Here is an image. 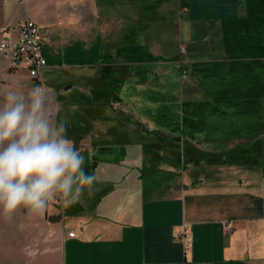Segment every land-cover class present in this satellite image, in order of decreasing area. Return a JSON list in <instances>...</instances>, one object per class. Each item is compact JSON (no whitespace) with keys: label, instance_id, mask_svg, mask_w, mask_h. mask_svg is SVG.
<instances>
[{"label":"crops","instance_id":"0c3cea01","mask_svg":"<svg viewBox=\"0 0 264 264\" xmlns=\"http://www.w3.org/2000/svg\"><path fill=\"white\" fill-rule=\"evenodd\" d=\"M187 2L190 41L199 22L209 30L213 22H250V16L262 15L248 0ZM172 4L0 0L6 36L15 39L26 18L39 26L43 83L53 96L84 89L76 82V68L102 65L103 73L116 68L115 76H103L105 102L94 100L91 76L83 77L93 91L77 96L96 105L83 110V133L67 124V137L82 151L85 171L96 182L92 194L85 189L78 202L64 207L53 201L47 208L49 228L61 242L60 264H264V98L254 91L263 82L250 77L227 85L207 81L203 87L205 63H198L206 60L187 49L188 75L199 92L212 96L193 100L188 82V99L175 105L165 85L173 75L174 82L182 81L177 61L156 65L161 56L153 48L160 49L161 34L147 35L144 27L138 37L134 23L141 9L168 12ZM144 47L137 62L133 54ZM192 54L199 56L190 59ZM69 69L78 76L65 81ZM44 71L57 74L46 84ZM27 79L26 71L9 69L0 58V91Z\"/></svg>","mask_w":264,"mask_h":264},{"label":"rangeland","instance_id":"374dc122","mask_svg":"<svg viewBox=\"0 0 264 264\" xmlns=\"http://www.w3.org/2000/svg\"><path fill=\"white\" fill-rule=\"evenodd\" d=\"M171 1L168 0V2ZM248 1L252 2L249 3L248 7L259 8L262 11V15L256 17L250 16V18H254L250 22L248 21L250 19L246 18L239 22H227L225 25L213 22L209 30H205L203 28L205 25H201V22H199L200 24L197 23V26L194 27L192 41H190L188 35V22L184 21L186 17L185 6L188 4L187 0H173V4L168 9V12L155 8L151 10L141 9L142 11H138L140 17L138 16V19L134 21L136 29L139 31L136 36L140 37L142 33L141 29L144 27H147V35H155L156 38V35L161 34V40H158V42L160 41V49L153 48V51L159 52L161 56V60H159L161 63L156 65L173 66V62L178 61L179 47L182 45L186 50V55L188 50L199 51L203 56L202 59L206 60L203 63L200 61L198 63L202 65L205 63L203 67L204 71L200 72L206 74L203 77L205 85L203 87H206L207 81L227 85L228 83L240 82L251 77L256 84L263 82V87L260 86L254 89V91L256 94L259 93L258 97L264 98V0ZM143 2L141 1V4ZM208 31L209 34L207 36L204 35ZM144 49L147 48L144 47L140 51L134 52L133 56L137 62L141 61V58L144 57ZM191 56L189 55L190 59H195L199 55L192 54ZM155 62H157V59ZM187 62L185 64L190 73V66ZM176 65L178 66L177 72L179 75V65ZM136 66H138L136 70L142 72L141 65L136 64ZM101 67L102 65H98V68L83 65L80 69L76 68L78 70L76 73L80 76L76 82H80L84 89L80 91L78 90L79 87H75L74 90L77 91L64 93L65 88L61 87L60 92L63 93H59L58 96H52L57 118L66 120L67 124L72 126V132L74 133L79 134L85 131L84 125L87 122V118L84 117L83 112L91 111L96 105V102H91L89 101L90 99L78 98L77 96L79 91L84 93L81 97H85L89 91H93L92 88L88 91L91 85L85 84L86 82L83 80V77L98 75V70ZM59 71V73L62 72L61 70ZM43 74L45 83L47 84L46 79L51 74L55 76L57 72L49 73L44 71ZM65 74L67 77L62 78L65 81L71 80L70 78H74L75 75L78 76V74L74 75L72 69L66 71ZM169 74V76L172 75L171 73ZM69 76L70 78L66 79ZM172 77L173 80L170 79L171 77L169 78L170 80H167L165 88L172 94V102L175 105H179L188 99L187 96L189 95L185 85L188 82H193V86L191 87L192 92H194L191 95L194 98L193 100L198 101L205 96H212L211 93L203 94L199 92L200 86H196V82L190 74L181 82H174L175 76L173 75ZM20 84L17 88L3 89L2 91L16 90L26 94L31 87L38 83L28 77L26 83L22 81ZM229 94L224 93L226 96H229ZM102 96L104 95L102 94ZM229 98L230 96L227 97V99ZM114 105H117L116 102ZM101 119H105L104 121L106 122V118ZM54 206L58 215L61 216L60 206L56 204ZM46 211L47 209L42 215L29 217L25 210H18L10 221L0 218V264H60L61 242L56 238L53 230L49 228L51 218L47 217L48 213Z\"/></svg>","mask_w":264,"mask_h":264},{"label":"clouds","instance_id":"9594fccd","mask_svg":"<svg viewBox=\"0 0 264 264\" xmlns=\"http://www.w3.org/2000/svg\"><path fill=\"white\" fill-rule=\"evenodd\" d=\"M52 92L37 84L26 93L0 91V218L18 210L42 215L53 201L68 207L87 189L94 173L67 138V121L58 119Z\"/></svg>","mask_w":264,"mask_h":264},{"label":"built area","instance_id":"2783aa9c","mask_svg":"<svg viewBox=\"0 0 264 264\" xmlns=\"http://www.w3.org/2000/svg\"><path fill=\"white\" fill-rule=\"evenodd\" d=\"M18 35L11 39L0 30V58L7 60L8 68L22 69L26 71L29 78L38 84L43 83L42 71L46 66V59L41 53V41L39 40V26L29 18L19 23ZM180 53L177 64L179 65V77L185 80L188 76L186 66V50L180 45ZM56 204L62 206L57 201ZM72 236V233H69Z\"/></svg>","mask_w":264,"mask_h":264},{"label":"trees","instance_id":"16d2710c","mask_svg":"<svg viewBox=\"0 0 264 264\" xmlns=\"http://www.w3.org/2000/svg\"><path fill=\"white\" fill-rule=\"evenodd\" d=\"M144 60H146L144 58ZM121 70H123L121 68ZM126 69H124L125 71ZM98 75L94 76V77H90L88 78L90 80V82L93 84V86H95L96 88V93H95V97H94V100L98 103H101V101L105 102V99H103V96H102V93L104 92V81H103V76H107L109 78H111L112 76H115V73H116V68L115 67H112L110 69H108V71H104L103 73V67L99 68L98 70ZM127 71V70H126ZM164 136L166 137L163 133H159V136ZM160 136V137H161ZM68 138V137H67Z\"/></svg>","mask_w":264,"mask_h":264}]
</instances>
